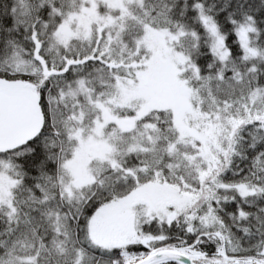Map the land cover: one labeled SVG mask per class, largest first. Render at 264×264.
Instances as JSON below:
<instances>
[{
  "label": "snow or ice",
  "instance_id": "obj_1",
  "mask_svg": "<svg viewBox=\"0 0 264 264\" xmlns=\"http://www.w3.org/2000/svg\"><path fill=\"white\" fill-rule=\"evenodd\" d=\"M0 264H264V0H0Z\"/></svg>",
  "mask_w": 264,
  "mask_h": 264
}]
</instances>
